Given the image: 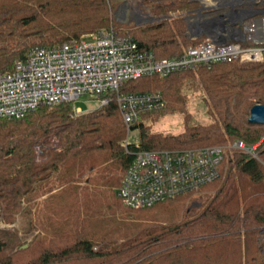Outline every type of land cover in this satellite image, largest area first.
I'll return each instance as SVG.
<instances>
[{"label":"trees","instance_id":"obj_1","mask_svg":"<svg viewBox=\"0 0 264 264\" xmlns=\"http://www.w3.org/2000/svg\"><path fill=\"white\" fill-rule=\"evenodd\" d=\"M116 4L0 0V73L12 71L31 47L70 42L110 26L160 58L181 55V40L190 42L184 17L169 13L194 11L198 1L157 0L156 15L168 19L135 25L129 33L114 21ZM198 68L213 109L212 124H187L175 135L151 132L143 120L164 110L166 101L131 127L139 130V144L129 149H187L263 139L258 158L227 153L219 177L196 190L208 193L193 216L187 203L193 192L133 209L118 194L133 156L123 144L127 126L115 99L98 114L74 117L73 103L65 101L22 118H1L0 221L13 224L20 214L26 225L22 234L16 226L0 228V264H264V123L248 120L250 109L264 104V61ZM184 77H194L191 69L130 79L120 90H160L172 104V98H181ZM141 211L150 214L139 218L134 213ZM36 230L40 232L23 247Z\"/></svg>","mask_w":264,"mask_h":264},{"label":"built area","instance_id":"obj_2","mask_svg":"<svg viewBox=\"0 0 264 264\" xmlns=\"http://www.w3.org/2000/svg\"><path fill=\"white\" fill-rule=\"evenodd\" d=\"M215 1L213 5H218ZM222 1L226 7L222 15L189 18L188 33L205 38L179 56L157 57L113 26L70 42L31 47L12 71L0 73V119L22 118L41 106L81 98L98 101L90 112L115 99L130 132L143 113L163 108L166 100L160 91L123 92L125 81L167 77L218 62L264 61V0ZM199 22H206L204 29ZM262 141L132 151L128 139L125 150L133 157L118 194L125 206L139 209L196 191L219 177L227 148L258 158Z\"/></svg>","mask_w":264,"mask_h":264},{"label":"rangeland","instance_id":"obj_3","mask_svg":"<svg viewBox=\"0 0 264 264\" xmlns=\"http://www.w3.org/2000/svg\"><path fill=\"white\" fill-rule=\"evenodd\" d=\"M114 4H116V7L114 9L113 18L114 21L123 25L121 28V31L125 33H129V30L136 26H142L146 24L151 23H157L159 21H162L163 19H168L165 17H159L155 13V5L157 3V0H111ZM197 1V0H195ZM202 2H207L206 4H215L214 0H201ZM210 1V2H209ZM199 2V1H198ZM199 7H201V3L199 2ZM198 7V8H199ZM197 8V9H198ZM196 10V9H195ZM195 10L191 11H172L169 14L172 17L176 16H182L186 20L187 28H188V21L187 17L189 15H192L195 13ZM126 25V26H124ZM188 30V29H187ZM186 30V33H187ZM95 32V31H94ZM93 32H87L84 33L82 36H87L88 34H91ZM187 35V34H186ZM189 35V36H188ZM187 38L190 42L185 44L183 40H181V45L183 46V53L185 50H187L189 47L196 44L198 41L205 38V35L195 36L190 33H188ZM81 36V37H82ZM80 37V38H81ZM194 41L196 43H194ZM184 42V43H183ZM192 42V43H191ZM194 43V44H193ZM240 62V61H239ZM242 62V61H241ZM245 62V61H244ZM248 62V61H246ZM251 62V61H249ZM199 67V66H198ZM193 68L191 71L193 72L194 77L188 78L184 77L183 83L181 84L180 88V100H176V98H172V104H170V98L166 96L167 106L164 110L159 111L155 114H152L151 116L145 118L143 121L144 123L149 127V130L151 132H159L164 135H175L178 133H181L185 130V127L187 124L189 125H209L213 122V109L210 105V98L204 88V85L202 81L200 80V72L199 68ZM160 91V90H155ZM163 95V92L160 91ZM164 96V95H163ZM73 103V116L77 117L85 113H99L102 108H99L94 111L89 110L97 107L98 101L96 100H87L81 98L78 101L72 102ZM172 105H176L177 107L172 110ZM170 106V107H168ZM79 108L81 109L79 111ZM171 108V109H170ZM83 112V113H82ZM72 144H77V139L73 136H70ZM129 139L131 143H139V130L134 129L129 132L127 129V135L126 139L123 144L126 143V141ZM241 140V139H236ZM261 140V139H260ZM259 140V141H260ZM54 143H57V137H53ZM235 141V140H234ZM245 144H248L246 141L242 140ZM258 141V142H259ZM233 140H229L227 143L221 144V145H232ZM257 143V142H256ZM255 144V143H254ZM252 145V144H248ZM227 153H232L237 150H234L233 148H227ZM38 153L41 154L40 148H37ZM38 157L39 154H38ZM41 159V158H40ZM38 159V160H40ZM56 190V189H55ZM54 190V191H55ZM193 192V198L189 199L190 207L193 208V211L190 213L191 216L195 215L200 210V203L198 201L203 200L206 198L207 193L202 191H191ZM189 193V192H187ZM46 196H41L40 198H45ZM38 198V197H37ZM38 198V200L40 199ZM167 200V199H166ZM165 201V200H164ZM192 201V202H191ZM145 208V207H144ZM138 211V210H137ZM138 215H141L139 218H141L143 215L150 214L149 211H141V212H134ZM26 225V221L21 217L20 214L16 217L15 223H6V221L1 220L0 221V228H12L16 226L19 229V233L22 234V228H24ZM40 231H34L30 234L29 237L25 239L27 241V244H24L23 247H26L28 243L32 241V239L39 233ZM261 243H264V233L261 236Z\"/></svg>","mask_w":264,"mask_h":264},{"label":"water","instance_id":"obj_4","mask_svg":"<svg viewBox=\"0 0 264 264\" xmlns=\"http://www.w3.org/2000/svg\"><path fill=\"white\" fill-rule=\"evenodd\" d=\"M201 3V7H199L198 9L195 10V15H189L187 17V21H188V28H189V25H190V21H189V18L191 17H197V16H203V14L205 13V10L206 9H210V8H214L216 7L217 5H211V6H206L204 5V3L201 1V0H197ZM218 4V3H217ZM197 15V16H196ZM198 21H196V24H197ZM202 26H203V29L206 25V22L205 23H201L199 22ZM205 24V25H204ZM187 28V29H188ZM207 30V28L205 29ZM188 35V30H187V33ZM189 36V35H188ZM249 122L251 123H264V104H255L251 109H250V115H249V118H248Z\"/></svg>","mask_w":264,"mask_h":264},{"label":"flooded vegetation","instance_id":"obj_5","mask_svg":"<svg viewBox=\"0 0 264 264\" xmlns=\"http://www.w3.org/2000/svg\"><path fill=\"white\" fill-rule=\"evenodd\" d=\"M225 10H226V7H225L224 2L222 0H219L217 7L206 9L203 16L210 17V16L222 15Z\"/></svg>","mask_w":264,"mask_h":264},{"label":"crops","instance_id":"obj_6","mask_svg":"<svg viewBox=\"0 0 264 264\" xmlns=\"http://www.w3.org/2000/svg\"><path fill=\"white\" fill-rule=\"evenodd\" d=\"M206 1H208V0H206ZM209 2H210V1H209ZM206 3H207V2H205V3H204V5H206V6H211V5H213V4H209V3H208V4H206ZM214 3H216V1H215V0H214Z\"/></svg>","mask_w":264,"mask_h":264}]
</instances>
